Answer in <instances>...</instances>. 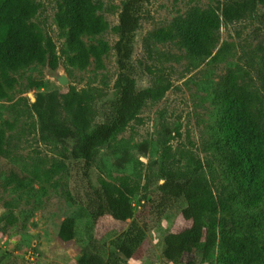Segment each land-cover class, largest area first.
<instances>
[{
    "label": "rangeland",
    "instance_id": "rangeland-1",
    "mask_svg": "<svg viewBox=\"0 0 264 264\" xmlns=\"http://www.w3.org/2000/svg\"><path fill=\"white\" fill-rule=\"evenodd\" d=\"M60 0H35L38 7L31 22L43 36L45 58L11 75L16 79L8 98L0 100V129L4 131L0 153V264H80L91 252L87 240L94 238L95 250L104 260L119 264H163L158 257L159 236L190 226L181 216L158 220L149 212L146 199L154 197L162 183L160 173L168 163L182 167L185 155L192 154L202 165L210 187L218 198L235 194L233 183L224 174V161L214 145L218 108L213 93L231 73L237 84L250 93L255 109L264 115V7L258 0H150L141 8L140 28L135 33L131 63L137 89L150 85L159 74L170 83L158 102H147L138 118L131 120L107 146L97 148L91 167L85 171L80 160L71 157L74 137H53L41 131L34 109L53 95L63 115L71 89L94 95L92 108L96 123L102 122L116 98L117 65L113 45L115 27L124 0H94L97 14L107 29L84 37L86 45L104 43L107 51L99 63L92 58L81 70L69 64L67 29L56 22ZM194 10H212L219 28L212 34L210 56L194 55L182 45L173 28ZM172 29V30H171ZM172 38L163 39L162 31ZM63 75L67 84L58 85L53 75ZM90 123L88 127H92ZM170 130L166 144L161 128ZM125 186L130 193L132 216L125 223L106 216L92 223L81 206L85 192L100 188V181ZM217 217L226 227L241 224L264 248V202L253 209L225 200ZM73 218L75 238H58L61 223ZM136 225L143 241L130 256L114 246ZM104 242V248L101 242ZM217 248L208 262L221 264ZM264 259V255H263ZM186 258L178 264H188Z\"/></svg>",
    "mask_w": 264,
    "mask_h": 264
},
{
    "label": "trees",
    "instance_id": "trees-1",
    "mask_svg": "<svg viewBox=\"0 0 264 264\" xmlns=\"http://www.w3.org/2000/svg\"><path fill=\"white\" fill-rule=\"evenodd\" d=\"M150 0H124L115 27L117 41L113 45L116 57V98L110 103L102 122L96 123V110L92 108L94 95L73 89L66 96V111L73 114L68 118L60 111L53 95L44 104L38 100L34 109L40 120L41 131L53 137H74L71 157L80 160L85 171L91 167L97 148L107 146L111 139L122 132L131 120H136L139 111L147 102L160 101L170 87L168 80L154 74L150 85L137 89L135 68L131 63L135 33L140 28L142 6ZM264 7V0H258ZM38 10L35 0H0V100L8 98L16 86L11 73L41 63L45 58L43 36L31 22ZM94 0H60L56 22L67 29V48L71 53L69 64L83 70L93 58L101 61L107 51L104 43L86 45L84 37L103 33L108 25L97 14ZM219 28V19L212 10H194L174 25V32L181 43L194 55L210 56L213 45L212 34ZM172 30V29H171ZM170 30V31H171ZM170 31H162L163 39L172 38ZM213 100L218 108L215 125L214 147L224 161L227 181L234 184L235 194L218 198L212 191L202 165L189 153L187 161L180 167L168 163L162 168V183L156 195L146 199L149 212L158 220L181 216L190 221V226L179 232H163L159 236V260L163 264H178L184 258L188 264L208 262L217 248V259L221 264H264V248L252 234H244L241 224L233 222L226 227L224 220L217 217L227 203L238 202L253 209L264 202V115L255 109L253 99L237 84L233 74L214 91ZM93 123L90 128L88 125ZM170 130L163 126L160 138L163 145ZM4 131L0 129V153ZM130 193L125 186L100 181L99 189L85 192L81 206L92 223L103 217L125 223L132 216ZM76 223L73 218L64 220L58 230V238L68 242L75 238ZM87 244L91 252L80 264H119L115 258L104 260L96 251L94 238ZM143 241V231L132 225L124 234L122 243L114 246L124 256ZM104 240L101 247L104 248ZM94 248L96 249L94 252Z\"/></svg>",
    "mask_w": 264,
    "mask_h": 264
},
{
    "label": "water",
    "instance_id": "water-1",
    "mask_svg": "<svg viewBox=\"0 0 264 264\" xmlns=\"http://www.w3.org/2000/svg\"><path fill=\"white\" fill-rule=\"evenodd\" d=\"M52 78L58 85L64 86L67 84V80L63 75L55 74Z\"/></svg>",
    "mask_w": 264,
    "mask_h": 264
}]
</instances>
